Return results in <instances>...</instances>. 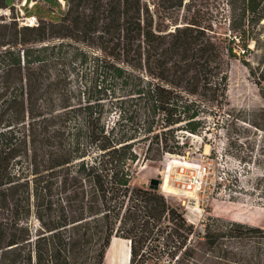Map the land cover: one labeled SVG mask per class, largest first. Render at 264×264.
Wrapping results in <instances>:
<instances>
[{
  "label": "trees",
  "instance_id": "16d2710c",
  "mask_svg": "<svg viewBox=\"0 0 264 264\" xmlns=\"http://www.w3.org/2000/svg\"><path fill=\"white\" fill-rule=\"evenodd\" d=\"M64 3L59 21L0 22V264H103L112 236L128 264H264L263 227L207 214L197 230L132 184L191 136L233 142L228 69L255 75L259 50L264 78V0Z\"/></svg>",
  "mask_w": 264,
  "mask_h": 264
},
{
  "label": "rangeland",
  "instance_id": "374dc122",
  "mask_svg": "<svg viewBox=\"0 0 264 264\" xmlns=\"http://www.w3.org/2000/svg\"><path fill=\"white\" fill-rule=\"evenodd\" d=\"M5 1L10 5L0 8V22L14 17L19 25L24 24L25 17L37 14L59 21L65 7L64 0H37L33 7L35 0ZM261 55L258 50L248 58L256 76L242 61L230 62L226 96L229 113L234 116L232 143H227L221 133L208 134L205 140L191 136V147L183 155L164 153L159 160H140L134 165L132 184L148 186L151 179H157L158 191L179 206L197 230L207 214L264 228V132L256 126L264 122V78H256L263 65ZM194 179L200 180L199 188L183 187ZM163 180L169 185L167 192L161 189ZM112 237L114 246L107 264H125L122 251L126 239Z\"/></svg>",
  "mask_w": 264,
  "mask_h": 264
},
{
  "label": "bare ground",
  "instance_id": "6f19581e",
  "mask_svg": "<svg viewBox=\"0 0 264 264\" xmlns=\"http://www.w3.org/2000/svg\"><path fill=\"white\" fill-rule=\"evenodd\" d=\"M181 164L184 165L185 163H181ZM168 186H167L165 180H163L162 183H161V189H162V191H164V192L169 191V187ZM236 220H241V219H236ZM113 239H114V237H111V240H110L109 245H108V247L106 249V252H105L104 263L103 264H107V257L109 255V252L112 250V247L114 246V240ZM122 254L124 255L125 264H127L128 263V260H129V241H128V239H126L125 249H124V252L122 251Z\"/></svg>",
  "mask_w": 264,
  "mask_h": 264
},
{
  "label": "built area",
  "instance_id": "2783aa9c",
  "mask_svg": "<svg viewBox=\"0 0 264 264\" xmlns=\"http://www.w3.org/2000/svg\"><path fill=\"white\" fill-rule=\"evenodd\" d=\"M24 24H36L37 23V19L34 15H31V16H27L25 17L24 21H23ZM202 170L204 171L205 170V166H202ZM200 180H197V179H194L193 181H188V182H185L183 183V187L185 188H188V189H192L194 187H197L199 188L200 187Z\"/></svg>",
  "mask_w": 264,
  "mask_h": 264
},
{
  "label": "water",
  "instance_id": "95a60500",
  "mask_svg": "<svg viewBox=\"0 0 264 264\" xmlns=\"http://www.w3.org/2000/svg\"><path fill=\"white\" fill-rule=\"evenodd\" d=\"M158 183H159V181L157 179H151L149 181V185L150 186H153V187H157L158 186Z\"/></svg>",
  "mask_w": 264,
  "mask_h": 264
}]
</instances>
